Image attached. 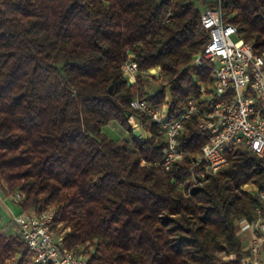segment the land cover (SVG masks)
Returning a JSON list of instances; mask_svg holds the SVG:
<instances>
[{
	"label": "trees",
	"instance_id": "16d2710c",
	"mask_svg": "<svg viewBox=\"0 0 264 264\" xmlns=\"http://www.w3.org/2000/svg\"><path fill=\"white\" fill-rule=\"evenodd\" d=\"M207 7L263 52L264 0H0V191H20L22 210L51 206L62 247L92 264H240L248 253L237 221L256 216L259 196L245 186L264 188V159L236 146L226 167L191 185L209 140L200 113L169 171L152 164L166 145L158 125L144 118L137 136L128 121L135 97L167 101L174 120L200 96ZM149 76L160 82L152 90ZM113 120L131 140L104 133ZM0 264H36L20 234L0 229Z\"/></svg>",
	"mask_w": 264,
	"mask_h": 264
},
{
	"label": "built area",
	"instance_id": "2783aa9c",
	"mask_svg": "<svg viewBox=\"0 0 264 264\" xmlns=\"http://www.w3.org/2000/svg\"><path fill=\"white\" fill-rule=\"evenodd\" d=\"M222 0H218L219 4ZM201 21L209 32V42L203 52L196 55L194 65L208 63L211 79L201 82L200 96L189 97L185 111L178 119L168 116L167 101L153 105L146 99L135 97L128 121L142 131L143 119L156 123L164 135L166 145L161 161L152 164L169 171L183 158L179 135L194 113H200L199 128L209 140L202 146L199 158L193 162L191 175L197 180L216 173L229 164V152L242 146L264 159V50L258 54L253 43L239 37L238 27L225 22L220 7H207ZM130 82L136 80L138 63L129 59L123 66ZM168 96L166 97V100ZM142 164H148L146 160ZM260 199L253 219L243 217L237 221V233L252 232L250 242L243 249L248 253L240 264H264V188L253 190ZM21 204L24 195L17 191L11 196ZM55 210H22L15 218L19 234L25 240L36 264H92L89 259L62 247L61 238L52 230Z\"/></svg>",
	"mask_w": 264,
	"mask_h": 264
},
{
	"label": "rangeland",
	"instance_id": "374dc122",
	"mask_svg": "<svg viewBox=\"0 0 264 264\" xmlns=\"http://www.w3.org/2000/svg\"><path fill=\"white\" fill-rule=\"evenodd\" d=\"M154 73L158 75V70L156 69ZM211 76L212 75L210 73L208 80L211 79ZM132 82H134V80ZM145 84H146L145 86L147 90H152L153 89L152 87L155 85L156 86L159 85L160 82L156 81V79H153L152 77L149 76L148 79L145 81ZM103 131L110 138H113V139L131 140V137H132L131 133L117 120H113L109 122L107 125H105L103 128ZM146 135H147V132H145L144 130L143 136H146ZM186 182L190 183L191 185H195L197 182V179L193 177L192 175H190ZM13 194L8 196L5 194L4 191H0V228L4 229V231L7 233L19 234V230L15 226L16 223L14 224V220L16 216L22 212V208L20 207L19 204L12 201L11 196ZM48 208L52 209L51 206ZM57 235L59 236V234ZM58 236H56L57 239L59 238Z\"/></svg>",
	"mask_w": 264,
	"mask_h": 264
},
{
	"label": "crops",
	"instance_id": "0c3cea01",
	"mask_svg": "<svg viewBox=\"0 0 264 264\" xmlns=\"http://www.w3.org/2000/svg\"><path fill=\"white\" fill-rule=\"evenodd\" d=\"M140 134H142V131H141ZM247 187H248V188H247ZM246 188L249 189V190H254V189H255V185L252 184V183H250V184H247V185H246ZM15 223H16V222H15V220H14V224H15ZM15 226H16V227L18 228V230H19L18 225L15 224ZM0 229H2V228H0ZM2 230L4 231V229H2ZM251 236H252V232H251V231H248L247 233H244V234L241 236V237L243 238V245H244V247L247 246L248 243L250 242Z\"/></svg>",
	"mask_w": 264,
	"mask_h": 264
},
{
	"label": "water",
	"instance_id": "95a60500",
	"mask_svg": "<svg viewBox=\"0 0 264 264\" xmlns=\"http://www.w3.org/2000/svg\"><path fill=\"white\" fill-rule=\"evenodd\" d=\"M112 89H113V88H112V86H111L109 90L112 91ZM140 133H141V131H140L139 129H136V130H135V135L139 136Z\"/></svg>",
	"mask_w": 264,
	"mask_h": 264
}]
</instances>
